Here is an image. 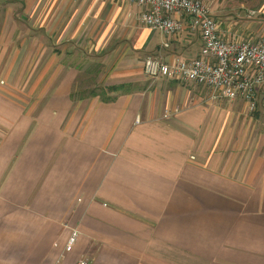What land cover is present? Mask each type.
<instances>
[{"label":"crops","instance_id":"obj_1","mask_svg":"<svg viewBox=\"0 0 264 264\" xmlns=\"http://www.w3.org/2000/svg\"><path fill=\"white\" fill-rule=\"evenodd\" d=\"M204 1L227 40L246 30L227 17H264V0ZM141 10L0 0V264H264V108L146 75L203 40Z\"/></svg>","mask_w":264,"mask_h":264},{"label":"built area","instance_id":"obj_2","mask_svg":"<svg viewBox=\"0 0 264 264\" xmlns=\"http://www.w3.org/2000/svg\"><path fill=\"white\" fill-rule=\"evenodd\" d=\"M142 8L139 23L175 36L184 28L181 15L188 17L189 26L200 31L203 40L198 58L187 61L147 56L143 70L153 79L174 78L208 87L214 100L246 101L249 111L264 108V39L227 40L211 6L204 0H130ZM256 15L257 11H251ZM168 47L169 43H165ZM194 158V157H193ZM80 231L74 228L65 251L74 248ZM76 264H89L86 258Z\"/></svg>","mask_w":264,"mask_h":264},{"label":"rangeland","instance_id":"obj_3","mask_svg":"<svg viewBox=\"0 0 264 264\" xmlns=\"http://www.w3.org/2000/svg\"><path fill=\"white\" fill-rule=\"evenodd\" d=\"M216 18H219L222 20V18L225 19L226 17H216ZM227 18L237 23V25H239L238 27L246 28V30L243 32L240 30L239 35H237V39L257 38L263 32L262 30L264 28V17H227ZM248 27L252 29L251 30L252 32L250 33L249 31L247 32ZM217 101H223V100H217ZM227 102H229L230 104H233V102H230V101H227ZM250 113L253 114L255 112H250Z\"/></svg>","mask_w":264,"mask_h":264}]
</instances>
